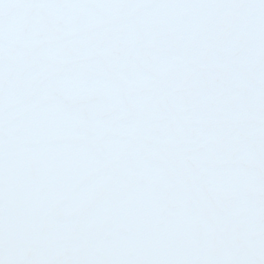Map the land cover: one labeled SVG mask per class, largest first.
Wrapping results in <instances>:
<instances>
[{"label":"snow or ice","instance_id":"obj_1","mask_svg":"<svg viewBox=\"0 0 264 264\" xmlns=\"http://www.w3.org/2000/svg\"><path fill=\"white\" fill-rule=\"evenodd\" d=\"M0 264H264V0H0Z\"/></svg>","mask_w":264,"mask_h":264}]
</instances>
